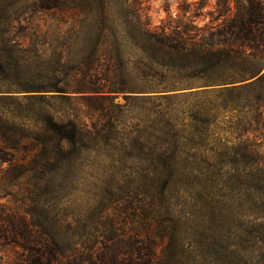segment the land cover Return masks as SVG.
<instances>
[{
  "label": "rangeland",
  "instance_id": "obj_1",
  "mask_svg": "<svg viewBox=\"0 0 264 264\" xmlns=\"http://www.w3.org/2000/svg\"><path fill=\"white\" fill-rule=\"evenodd\" d=\"M137 8L151 26L180 21L202 26L217 14L216 0H0V53L11 69L36 73L53 65L59 54L68 60L87 52L101 33L130 52V12ZM219 90L193 87L128 96L3 92L0 129L15 142L12 164L4 163L0 171V202L22 212L25 188L53 176L41 174L38 152L45 147L50 161L56 162L55 151H61L56 157L68 155L56 178L78 188L57 195L60 207L88 220L98 207L115 206L116 196L128 199L125 193H104L107 183H170V213L197 247L181 251L180 264H264V216L246 202L248 195L264 197L257 185L264 174L259 165L236 162L232 148L238 138L230 127L231 120L249 115L256 105L264 110V101L259 103L252 89ZM224 184L230 186H219ZM221 194L243 203H229L228 211L217 201ZM138 199L159 201L149 193ZM161 219L152 214L151 227H172Z\"/></svg>",
  "mask_w": 264,
  "mask_h": 264
},
{
  "label": "trees",
  "instance_id": "obj_2",
  "mask_svg": "<svg viewBox=\"0 0 264 264\" xmlns=\"http://www.w3.org/2000/svg\"><path fill=\"white\" fill-rule=\"evenodd\" d=\"M216 11L202 26L181 21L151 26L141 20L137 8L130 12L131 53L122 51L117 41L109 43L101 33L90 50L73 59L69 56L71 62L59 54L53 65L36 73L11 69L0 53V100L3 92L14 89L128 96L218 87L230 93L256 90V100L264 101V0H216ZM258 106L249 115H237L230 127L238 138L232 148L236 162L259 165L264 174V110ZM75 135L71 129L70 136ZM11 142L15 139L0 129V171L14 160ZM50 154L45 147L38 152L43 160L41 174L53 176L25 188L29 202L20 199L22 212L0 202V260L5 264H169V260L180 264L181 251L197 249L190 233L177 227L170 213L173 184L107 183L101 188L104 193H125L128 199L116 196L115 206L98 207L97 214L86 220L81 213L59 206V193L78 188L56 178L68 155L56 157L61 151H55L53 162ZM257 185L264 196V179ZM148 193L159 201L142 204L138 195ZM217 201L228 211L229 203H243L230 194L218 195ZM246 202L254 214L264 216V197L248 195ZM152 214L162 216L161 222L170 221L172 227H151Z\"/></svg>",
  "mask_w": 264,
  "mask_h": 264
}]
</instances>
